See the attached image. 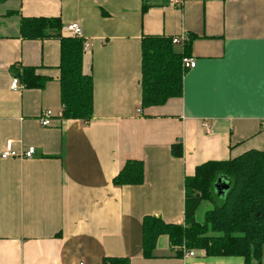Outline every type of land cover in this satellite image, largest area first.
Segmentation results:
<instances>
[{
    "label": "crops",
    "instance_id": "1",
    "mask_svg": "<svg viewBox=\"0 0 264 264\" xmlns=\"http://www.w3.org/2000/svg\"><path fill=\"white\" fill-rule=\"evenodd\" d=\"M22 17H58L63 36L67 25L80 26L88 44L82 71L93 85L88 122L60 117L59 41L21 38ZM145 35L185 37L196 65L183 75L181 97L142 110ZM13 66L34 68L43 87L11 90ZM45 111L48 127L39 122ZM8 140L17 153H35L0 158V264H102L109 257L244 264L237 257L184 261L166 236L145 259L141 223L152 216L181 225L184 178L198 165L264 151V0L0 3V153ZM175 143L181 157L171 154ZM128 160L142 162L143 183L117 187L113 179Z\"/></svg>",
    "mask_w": 264,
    "mask_h": 264
},
{
    "label": "trees",
    "instance_id": "2",
    "mask_svg": "<svg viewBox=\"0 0 264 264\" xmlns=\"http://www.w3.org/2000/svg\"><path fill=\"white\" fill-rule=\"evenodd\" d=\"M7 0H0L3 3ZM58 17H22L21 38L59 41V91L62 119L88 122L93 116V85L90 75L82 71L83 41L63 36ZM190 42L183 50H175L174 38L145 35L141 48L140 109L162 106L182 95L185 73L183 57H189ZM12 71L23 88L41 89L44 79L30 67L13 66ZM171 154L181 157L180 143L171 145ZM143 164L128 160L113 179V184L137 186L143 183ZM229 185L222 202L217 203L214 185L217 179ZM212 205L200 221L196 212L201 203ZM181 225L165 223L145 216L141 223V248L145 259L153 252L160 236L168 238L174 255L181 258L179 248L194 250L205 258L237 257L250 264H264V151L249 150L226 161H206L193 175L184 178V213ZM102 264H129L125 258H104Z\"/></svg>",
    "mask_w": 264,
    "mask_h": 264
},
{
    "label": "built area",
    "instance_id": "3",
    "mask_svg": "<svg viewBox=\"0 0 264 264\" xmlns=\"http://www.w3.org/2000/svg\"><path fill=\"white\" fill-rule=\"evenodd\" d=\"M64 32L69 34V36L72 37H77L81 38L82 36V31L81 28L78 24L72 23L64 27ZM185 37H182L181 39L177 40L174 39V43H179V42H184ZM83 50L87 51L88 50V44L86 42L83 43ZM181 65L183 69L185 70H190L195 67V61L194 59L190 57H183L181 60ZM21 88V85L19 83V80L16 77H13L10 82V89L15 91L19 90ZM50 118H51V112L50 111H45L41 114V117L39 119V122L41 126L43 127H48L50 125ZM203 127L205 128L206 133H211V129L207 124H203ZM35 153V149L33 147H29L26 150H24L21 153H17L16 151L13 150L12 148V142L11 141H6L4 145L3 151L0 153V158L1 159H7V158H24V159H30L33 157ZM181 251V258L184 261H189V260H196L197 258L203 257L202 255H199V253L195 252L194 250H187L184 246H181L179 248ZM78 264H83V262H78ZM188 264H198L196 262L193 263H188ZM199 264H207L206 262L202 261Z\"/></svg>",
    "mask_w": 264,
    "mask_h": 264
},
{
    "label": "water",
    "instance_id": "4",
    "mask_svg": "<svg viewBox=\"0 0 264 264\" xmlns=\"http://www.w3.org/2000/svg\"><path fill=\"white\" fill-rule=\"evenodd\" d=\"M229 185L222 181L221 178L217 179L215 185H214V190L217 196L221 197L224 195V193L228 190Z\"/></svg>",
    "mask_w": 264,
    "mask_h": 264
},
{
    "label": "rangeland",
    "instance_id": "5",
    "mask_svg": "<svg viewBox=\"0 0 264 264\" xmlns=\"http://www.w3.org/2000/svg\"><path fill=\"white\" fill-rule=\"evenodd\" d=\"M223 198L222 197H219V199L217 200V203L220 204L222 202ZM212 208V205L207 203V202H203L201 203L199 209L197 210V213H196V219L197 221H200L202 219V216H203V213L208 210V209H211Z\"/></svg>",
    "mask_w": 264,
    "mask_h": 264
}]
</instances>
